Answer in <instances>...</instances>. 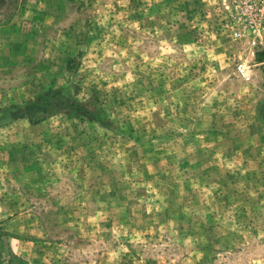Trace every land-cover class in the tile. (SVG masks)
Listing matches in <instances>:
<instances>
[{"label": "rangeland", "instance_id": "obj_1", "mask_svg": "<svg viewBox=\"0 0 264 264\" xmlns=\"http://www.w3.org/2000/svg\"><path fill=\"white\" fill-rule=\"evenodd\" d=\"M226 14L0 0V264H264V45Z\"/></svg>", "mask_w": 264, "mask_h": 264}, {"label": "built area", "instance_id": "obj_2", "mask_svg": "<svg viewBox=\"0 0 264 264\" xmlns=\"http://www.w3.org/2000/svg\"><path fill=\"white\" fill-rule=\"evenodd\" d=\"M229 12L226 14L228 35L234 40L248 38L253 52L264 45V0H217ZM260 50H263L262 48ZM238 72L246 78L245 65L238 64Z\"/></svg>", "mask_w": 264, "mask_h": 264}, {"label": "trees", "instance_id": "obj_3", "mask_svg": "<svg viewBox=\"0 0 264 264\" xmlns=\"http://www.w3.org/2000/svg\"><path fill=\"white\" fill-rule=\"evenodd\" d=\"M72 62V59L68 60L67 65L69 66V64ZM69 68V67H68Z\"/></svg>", "mask_w": 264, "mask_h": 264}]
</instances>
